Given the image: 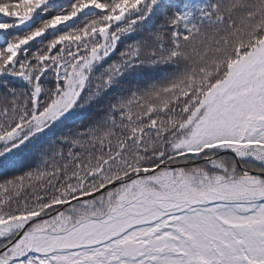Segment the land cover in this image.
I'll list each match as a JSON object with an SVG mask.
<instances>
[{"label":"snow or ice","instance_id":"snow-or-ice-1","mask_svg":"<svg viewBox=\"0 0 264 264\" xmlns=\"http://www.w3.org/2000/svg\"><path fill=\"white\" fill-rule=\"evenodd\" d=\"M0 264H264V0H0Z\"/></svg>","mask_w":264,"mask_h":264}]
</instances>
